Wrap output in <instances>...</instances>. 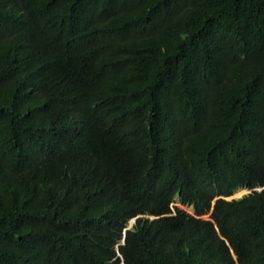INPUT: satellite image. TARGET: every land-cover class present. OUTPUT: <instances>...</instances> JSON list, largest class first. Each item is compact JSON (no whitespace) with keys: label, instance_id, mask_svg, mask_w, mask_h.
<instances>
[{"label":"trees","instance_id":"obj_1","mask_svg":"<svg viewBox=\"0 0 264 264\" xmlns=\"http://www.w3.org/2000/svg\"><path fill=\"white\" fill-rule=\"evenodd\" d=\"M0 264H264V0H0Z\"/></svg>","mask_w":264,"mask_h":264},{"label":"rangeland","instance_id":"obj_2","mask_svg":"<svg viewBox=\"0 0 264 264\" xmlns=\"http://www.w3.org/2000/svg\"><path fill=\"white\" fill-rule=\"evenodd\" d=\"M248 190H249V189H245V188L238 189V190H236V191L232 194V197H238V196H241L242 194L247 193ZM174 204L180 206L181 208L185 209V210L188 211V212H192L190 206L183 205L182 203L179 202L178 199H175ZM207 216H208V213L205 214V215H203V217H207Z\"/></svg>","mask_w":264,"mask_h":264},{"label":"water","instance_id":"obj_3","mask_svg":"<svg viewBox=\"0 0 264 264\" xmlns=\"http://www.w3.org/2000/svg\"><path fill=\"white\" fill-rule=\"evenodd\" d=\"M251 191V189H249L248 190V192H250ZM232 197V195H230L229 197H226V198H231ZM217 197H215V199H216ZM134 220H135V217H133V218H131L129 221H128V224H127V226L125 227V229H124V231L123 232H125V230L126 229H128L130 226H132V223L134 222ZM123 242V238H122V240H121V243Z\"/></svg>","mask_w":264,"mask_h":264}]
</instances>
